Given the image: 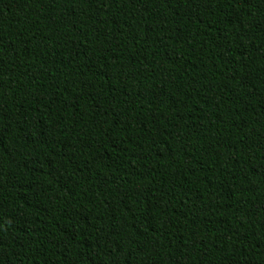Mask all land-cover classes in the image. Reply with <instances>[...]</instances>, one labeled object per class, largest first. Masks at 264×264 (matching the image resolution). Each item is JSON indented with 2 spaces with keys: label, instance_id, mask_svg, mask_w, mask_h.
<instances>
[{
  "label": "trees",
  "instance_id": "obj_1",
  "mask_svg": "<svg viewBox=\"0 0 264 264\" xmlns=\"http://www.w3.org/2000/svg\"><path fill=\"white\" fill-rule=\"evenodd\" d=\"M0 264H264V0H0Z\"/></svg>",
  "mask_w": 264,
  "mask_h": 264
}]
</instances>
